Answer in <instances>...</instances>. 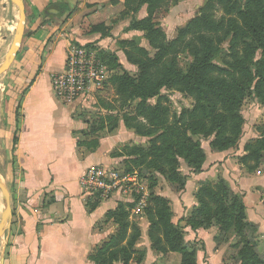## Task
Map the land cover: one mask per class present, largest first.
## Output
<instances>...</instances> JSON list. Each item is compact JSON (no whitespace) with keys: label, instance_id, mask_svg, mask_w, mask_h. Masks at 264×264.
<instances>
[{"label":"trees","instance_id":"16d2710c","mask_svg":"<svg viewBox=\"0 0 264 264\" xmlns=\"http://www.w3.org/2000/svg\"><path fill=\"white\" fill-rule=\"evenodd\" d=\"M167 3L169 0H125L124 12L108 24L92 26L90 33L100 34L101 40L110 39L121 45L128 63L138 70L133 76L119 64V71L108 78L103 91L108 95L115 93L120 99L125 127L137 136L150 139V145L146 148L123 146L122 152L113 156L126 155L136 167L146 166L152 180L155 174H161L183 192L190 174L180 173V160L188 165L192 174L202 173L207 161L202 143L210 142L211 151L215 153L238 148L245 127L242 111L246 99H258L264 106V0H246L244 4L240 0H206L200 15L172 42L167 41L165 32L155 22L156 16L167 9ZM145 6L146 18L133 20L128 31L143 32L147 47L139 46L134 40L115 39L112 35L114 26ZM219 8L224 11V16L217 18ZM189 37L190 41L186 42ZM229 38L226 51L222 45ZM187 52L191 53L193 61L184 68L177 57ZM113 59L119 62L117 57ZM219 59H222V65L216 64ZM165 88L188 96L192 108H184L180 115L172 118L168 100L162 95ZM21 101L17 110L21 108ZM118 119L117 115L108 117L110 132L118 128ZM99 122L102 125L97 130L105 129L106 124ZM259 130L260 137L245 144L239 162L251 174L264 161V129L260 127ZM95 131L83 130L76 134L94 137L98 132ZM80 141H77L79 153L83 145L94 152L100 144L97 140ZM195 200L197 206L182 219L186 227L196 232L218 226L221 235L234 228L235 246L242 244L238 263L264 264V259L255 252L258 227L248 219L242 194L235 193L220 179L199 185ZM51 204L46 202L43 208ZM150 205L149 237L154 249L159 254H181L182 264H197V255L185 244V233L173 224L170 202L152 196ZM94 208L88 207L89 210ZM128 215L123 206L109 215L120 229L102 247L92 249L89 255L92 260L101 259L98 264H117L119 261L129 264L131 249L139 233L134 227V235L128 234ZM156 232L162 234L163 240L156 238ZM215 242L218 248L216 237ZM162 247L168 250L164 251Z\"/></svg>","mask_w":264,"mask_h":264},{"label":"crops","instance_id":"0c3cea01","mask_svg":"<svg viewBox=\"0 0 264 264\" xmlns=\"http://www.w3.org/2000/svg\"><path fill=\"white\" fill-rule=\"evenodd\" d=\"M24 2L26 28L22 48L9 70L0 76V172L10 188L12 208L10 226L0 240V264H87L92 249L111 233L107 229L96 230L103 213L100 209L88 211L80 178L93 166L130 160L126 155L115 157L110 153L117 148L122 152L120 146L140 147L147 138L137 136L121 122L114 133L102 136L94 152L79 153L75 136L87 127L79 108L96 100L97 95L64 103L55 97L52 78L64 71L72 45L107 42L101 40L100 34L90 33V29L108 24L124 12L125 0ZM17 17L14 0H0V64L12 46ZM120 24L121 21L114 26V36ZM14 68H18L17 72H12ZM253 138H243L239 155L232 150H206L209 154L202 173L189 178L185 192L174 200L177 223L196 205V183L222 172L232 189L243 195L249 221L258 226L259 236H264V174L245 175L244 167L234 159L242 155L245 144ZM49 198L54 203L40 209L41 201ZM186 231L188 239L198 237L205 242L208 264H224V250L216 247L214 229ZM148 245L146 252L150 256L153 252ZM175 257L170 256L161 264H171Z\"/></svg>","mask_w":264,"mask_h":264},{"label":"rangeland","instance_id":"374dc122","mask_svg":"<svg viewBox=\"0 0 264 264\" xmlns=\"http://www.w3.org/2000/svg\"><path fill=\"white\" fill-rule=\"evenodd\" d=\"M240 1L243 4L246 2V0H240ZM14 4L16 7V11L18 13V5L16 0H14ZM205 4H206V0H169V3H167V9L156 16L155 22L158 24V27L165 32L167 41L172 42L178 38L179 33L182 30H184L193 19H195L197 16L200 15ZM146 16H147V8L145 6L139 13L131 14L127 18L122 19L121 24L114 33L116 34L115 36L113 35L112 32L113 37L115 39H121L124 41L134 40L139 46L147 47L148 42L145 39L143 32L128 31L133 20H143L146 18ZM222 16H224V11L221 8H219L216 12V17L220 18ZM105 40H107V42L104 45H100L99 43H94L95 45H93L92 48L99 50V58L103 63V65L106 66V68L108 69L109 78L113 73L119 71L118 68L119 64H121L123 68L131 75L136 76L138 74V70L135 66L128 63L127 57L124 54L123 47H121V45L117 44L116 42L110 39H105ZM189 41H190V37L187 38L186 42ZM229 43H230V38L222 45V48H224V50L227 51L229 49ZM102 53L104 55L103 56L104 58L101 57ZM115 57L119 59V62L118 60L113 59ZM222 59H219L216 62V64L222 65L223 64ZM177 60L181 67L186 68L193 61V57L191 53L187 52V53L179 54ZM17 70L18 68H14L12 69V72H17ZM96 95H97L96 100L95 99L89 100L88 102H86L85 106L80 105L79 113L82 112L85 119V123L87 125V127L84 130L88 131L94 129L96 130L95 132H97L98 131L97 129L98 128L100 129L99 126L102 125L101 122H99L100 120L104 124H106V127L105 129H101L97 133H94L95 134L94 137H86L83 136L82 134L76 135L75 138L77 141L81 140L80 142H85L87 140V142H92L93 140H97L100 143L102 136L109 134L111 135L119 128L120 123L123 122V120L121 119L123 112L121 111V107H120V101H119L120 99H118L115 93H111L110 95H108L105 91H101ZM162 95L165 96L166 99L168 100L167 104L171 108L172 118L176 115L177 116L180 115L182 109L192 108L191 99L177 90H170L165 88L162 90ZM82 107L85 108V111H82ZM112 114L117 115L119 117L118 119L119 122H118V128L113 132H110L109 128L111 125H109L108 123V117L113 116ZM242 114L245 119L244 133L239 147L236 149H232L233 154L235 155L236 154L239 155L242 150V145H244L243 138H247L248 136H253L255 138H258L260 137V133H261L259 132L260 131L259 128L262 127V129H264V106L258 101V99H254V98L246 99L243 106ZM149 145H150V139L147 138L146 144H143L140 147L146 148ZM202 146L205 151L208 150L211 153H215L211 151L210 142H203ZM120 147L122 148L123 146ZM80 151L82 154L88 155L93 150L87 149V146L83 145ZM208 151H206L207 154H209ZM116 153H119L118 148L116 150H113L110 153V155L112 156ZM242 155L238 157L236 156L234 157L235 162L239 166H241L239 162ZM97 166H103V165H97ZM109 167L113 169L121 170L122 172L128 175L137 172L140 177V183L138 186H126L128 190L127 194L116 192L113 196H111L108 199H103L96 195H90L82 189L85 197L87 209L88 207L90 208L95 207L93 210L88 209V211L94 212L97 209H100V212L103 213V218L95 225L96 230L103 231L104 229H107V231H110L111 233L105 240H103L100 244L96 245L95 247L97 248L102 247L103 244H105L111 236L115 235L119 231L120 229L119 224L116 222L114 218H109V215L111 213L119 211L120 207L123 206L125 207L126 212H128L129 214L127 217V222L130 225L128 228V234L130 236L132 234L134 235L135 233L134 227L137 229L139 233V238L137 241L135 240L136 242L134 241L135 245L131 249L132 254L129 264H161L162 261L168 260L170 256H174V255L176 256L175 257L176 261L174 259L173 260L175 262L171 260L170 261L171 264H182L183 257L181 254L175 252L159 254L158 251L154 249L153 242L149 237L151 221H150L148 209L151 206L150 205L151 197L152 196L161 197V198L163 197L170 202L171 209L173 210L174 213L173 224L176 227H178L179 230H182L185 233V238H184L185 244L189 247L190 251H194L195 254L197 255V264H208L207 261L205 260L207 258L205 242L198 237H193L192 239H188L189 233L186 231V229L190 227H186L185 223H182V219L188 214V212L192 211L193 208L197 206V202L196 205L192 206V208L187 211L186 215H184V217H182L180 221L177 223L178 216L176 217V214L174 212V200L176 199V196H178L179 194H183L185 191L183 192L179 191L177 189L178 187L177 185H172L168 183L166 178L161 174H157V175L155 174L154 176L155 179L152 180L150 176V172L146 166L136 167L134 164H132L131 160H126L120 164L111 165ZM179 169L182 175H187L189 173L190 174L189 178L193 177V175H196V174H192L188 165L183 160H180ZM244 169L245 170L242 171H244L243 174L245 175H263L264 161L262 162L260 168L255 173L251 174L248 172V170L245 167ZM221 173L218 172L216 177H214L213 179L198 181L196 183L197 185L196 191L198 190L199 185H201L203 182H218L220 179L224 180L226 184L229 187H231L229 181L225 179V177ZM84 174L81 176V178L84 176ZM154 183L155 186L153 188L152 185H154ZM261 194L264 198V190H261ZM143 198H145L146 203L144 206L141 207L140 203ZM53 201H55L53 198H49V200L46 201H41L43 204L41 205L40 209H45L43 208V205L46 202H49L51 204ZM2 207H3V195L0 189V218L2 214ZM211 229H214V242L216 237L218 241V248L224 250L223 262L226 261V264H239L237 258L240 254L242 244L240 243L238 246H235V242H234L236 237L235 229L232 228L227 234H222V235L219 234L220 227L214 226ZM197 232L198 231L194 233ZM155 236L159 240L160 239L163 240V236L160 232H156ZM147 244H149L148 247L153 252V254L150 256H148L146 252ZM255 245H256L255 247L256 254L261 260L264 259V236L262 237L259 236V228H258V233L255 236ZM162 248L164 249V251L168 250L164 247ZM89 255L87 258V264H98L99 261L101 260L98 259V261L97 260L94 261L90 258ZM117 264H123V263L119 261V263Z\"/></svg>","mask_w":264,"mask_h":264},{"label":"built area","instance_id":"2783aa9c","mask_svg":"<svg viewBox=\"0 0 264 264\" xmlns=\"http://www.w3.org/2000/svg\"><path fill=\"white\" fill-rule=\"evenodd\" d=\"M109 78L108 69L99 58V50L88 45H72L66 56L65 68L52 78L55 97L64 103H74L103 91ZM137 172L128 175L109 166L89 168L80 179L82 189L90 195L108 199L116 192L127 194L126 186H138ZM145 198L140 206L145 205Z\"/></svg>","mask_w":264,"mask_h":264},{"label":"water","instance_id":"95a60500","mask_svg":"<svg viewBox=\"0 0 264 264\" xmlns=\"http://www.w3.org/2000/svg\"><path fill=\"white\" fill-rule=\"evenodd\" d=\"M16 1L18 5V17H17L15 37L8 54L4 58V61L0 64V76L4 74L7 70H9L12 63L18 56L22 48V43L25 36V28H26L25 2L24 0H16ZM0 189L3 195V207L0 218V240H3L6 231L10 226V221L12 218V208L10 201V190L6 178L1 172H0Z\"/></svg>","mask_w":264,"mask_h":264},{"label":"bare ground","instance_id":"6f19581e","mask_svg":"<svg viewBox=\"0 0 264 264\" xmlns=\"http://www.w3.org/2000/svg\"><path fill=\"white\" fill-rule=\"evenodd\" d=\"M8 48V47H7Z\"/></svg>","mask_w":264,"mask_h":264}]
</instances>
